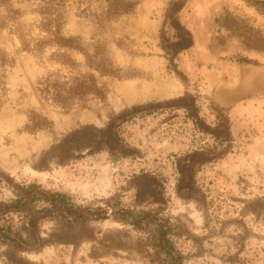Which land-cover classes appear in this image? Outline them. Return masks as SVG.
<instances>
[{"label":"rangeland","instance_id":"1","mask_svg":"<svg viewBox=\"0 0 264 264\" xmlns=\"http://www.w3.org/2000/svg\"><path fill=\"white\" fill-rule=\"evenodd\" d=\"M171 1L0 0V204H17L0 213V264H264V0H188L194 43L174 61ZM76 78L91 88L70 104L40 91ZM185 94L232 127L190 199L176 158L219 142L154 105ZM145 173L164 199L139 193Z\"/></svg>","mask_w":264,"mask_h":264},{"label":"trees","instance_id":"2","mask_svg":"<svg viewBox=\"0 0 264 264\" xmlns=\"http://www.w3.org/2000/svg\"><path fill=\"white\" fill-rule=\"evenodd\" d=\"M187 1L188 0H172L166 9L165 22L175 31V34L174 38L171 39L166 37L165 32L163 31L161 35V46L171 61H174L182 51L191 48L194 43L191 31L182 24L179 16L180 12L186 6ZM57 41H60L59 43L61 45H67L63 43L61 38ZM27 45L28 44L25 46ZM0 61H4V59H0ZM41 85L42 88L40 91L43 92L44 95L51 96L56 102L63 105L70 104V102L76 98L82 99V97L86 95L91 88L85 80L77 78L71 83L58 81L51 82L45 80L41 83ZM155 104L158 106L170 105L176 109H185L188 112V117L201 131L210 134L217 142H219V146L195 149L184 155L178 156L175 160V168L179 175L176 191L182 198H193L195 194L194 192L197 190L196 174L198 169L207 163L224 157L228 152V148L226 146L220 145L225 143L230 144L232 142L231 120L229 116L225 114H218V123L215 126L209 125L200 116L197 100L191 94H185L178 98L154 103V105ZM76 134H78L77 131L72 132L63 139L60 148H62L64 152H68V150L70 152V142ZM137 178L139 183V193L155 197L156 201L164 199V185L162 181L157 178V176L145 173ZM0 207H2L0 213H6L12 211V209H16L17 204H0ZM28 223L35 227V218H31ZM0 231L3 230L0 228ZM3 237L8 238V234L4 233ZM163 238L166 239V236H163ZM170 245V240L167 239L165 240V244H163V248L166 249L172 258L176 260L178 255L172 254L173 252L171 251V247H169Z\"/></svg>","mask_w":264,"mask_h":264}]
</instances>
